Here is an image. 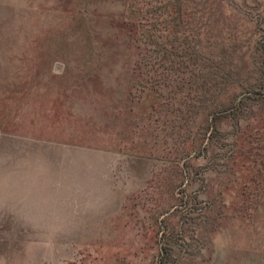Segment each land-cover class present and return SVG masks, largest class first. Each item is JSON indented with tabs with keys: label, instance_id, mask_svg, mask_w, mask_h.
Masks as SVG:
<instances>
[{
	"label": "rangeland",
	"instance_id": "1",
	"mask_svg": "<svg viewBox=\"0 0 264 264\" xmlns=\"http://www.w3.org/2000/svg\"><path fill=\"white\" fill-rule=\"evenodd\" d=\"M3 190L0 264H264V0H0Z\"/></svg>",
	"mask_w": 264,
	"mask_h": 264
},
{
	"label": "crops",
	"instance_id": "2",
	"mask_svg": "<svg viewBox=\"0 0 264 264\" xmlns=\"http://www.w3.org/2000/svg\"><path fill=\"white\" fill-rule=\"evenodd\" d=\"M11 194H12L11 190H3L2 192L0 191V199H1L0 204L7 205L6 204L7 201L4 202L3 198H6V197L10 196ZM0 219H1V217H0Z\"/></svg>",
	"mask_w": 264,
	"mask_h": 264
},
{
	"label": "trees",
	"instance_id": "3",
	"mask_svg": "<svg viewBox=\"0 0 264 264\" xmlns=\"http://www.w3.org/2000/svg\"><path fill=\"white\" fill-rule=\"evenodd\" d=\"M167 4H168V2L167 1H164V3L161 5V8L164 11L166 10ZM129 12H130L129 14L131 15L133 13V9L131 8ZM148 40L151 41L150 36H148Z\"/></svg>",
	"mask_w": 264,
	"mask_h": 264
}]
</instances>
